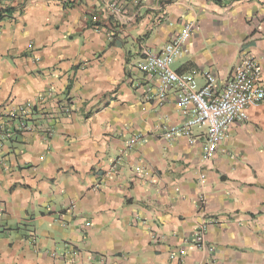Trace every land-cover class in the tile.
I'll use <instances>...</instances> for the list:
<instances>
[{
    "label": "crops",
    "instance_id": "crops-1",
    "mask_svg": "<svg viewBox=\"0 0 264 264\" xmlns=\"http://www.w3.org/2000/svg\"><path fill=\"white\" fill-rule=\"evenodd\" d=\"M115 5L0 0V131L13 132L0 146V264H264V101L204 163L206 130L164 140L181 121L175 92L159 103L137 69L142 49L192 24L177 73L221 87L250 54L264 88V0ZM25 102L31 132L1 113ZM201 223L212 255L192 245Z\"/></svg>",
    "mask_w": 264,
    "mask_h": 264
},
{
    "label": "built area",
    "instance_id": "built-area-1",
    "mask_svg": "<svg viewBox=\"0 0 264 264\" xmlns=\"http://www.w3.org/2000/svg\"><path fill=\"white\" fill-rule=\"evenodd\" d=\"M112 13L119 14L116 0H99ZM193 25L187 24L161 52L149 49L141 50V61L137 69L142 72L155 86L156 100L161 103L170 91L175 92L176 108L180 116V123L163 127L162 137L166 141L174 138L191 139L194 128H204L206 139L201 150V161L210 162L215 157L218 146L225 139L227 129L234 123H243L249 119V109L258 108L264 101V88L261 86V69L255 58L243 55L232 76L219 87L215 77L204 74V84L199 85L191 74L177 73L173 69L174 63L183 57ZM95 32L98 29L94 28ZM52 97V92L47 93ZM43 99V98H41ZM35 103L10 106L1 111L4 116L15 122L16 129L21 132L35 130L31 120ZM68 114L69 110H63ZM13 132L8 128L0 131V146L9 139ZM136 139L127 142L129 148L135 145ZM203 174L199 176L200 185L205 183ZM199 211L203 213L205 198L198 197ZM208 224L201 223L193 233L192 245L198 251L212 255L213 248L207 245L205 234ZM173 259V256L170 257Z\"/></svg>",
    "mask_w": 264,
    "mask_h": 264
},
{
    "label": "trees",
    "instance_id": "trees-1",
    "mask_svg": "<svg viewBox=\"0 0 264 264\" xmlns=\"http://www.w3.org/2000/svg\"><path fill=\"white\" fill-rule=\"evenodd\" d=\"M216 3H219L221 0H213ZM234 1H242V0H234Z\"/></svg>",
    "mask_w": 264,
    "mask_h": 264
}]
</instances>
